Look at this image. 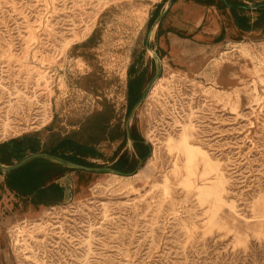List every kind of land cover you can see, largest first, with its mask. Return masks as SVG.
Here are the masks:
<instances>
[{
  "label": "rangeland",
  "instance_id": "obj_1",
  "mask_svg": "<svg viewBox=\"0 0 264 264\" xmlns=\"http://www.w3.org/2000/svg\"><path fill=\"white\" fill-rule=\"evenodd\" d=\"M164 1L0 0V143L42 134L93 159L98 146L86 141L101 139L106 114L120 129L129 119L149 153L130 176H92L80 200L40 212L16 196L6 228L15 264L17 233L36 222L45 264H264V14H249L260 31L222 33L189 70L148 57L150 16ZM189 124L225 180L222 203L200 195L215 170L202 177L199 167L190 185L172 175L167 139Z\"/></svg>",
  "mask_w": 264,
  "mask_h": 264
},
{
  "label": "crops",
  "instance_id": "obj_2",
  "mask_svg": "<svg viewBox=\"0 0 264 264\" xmlns=\"http://www.w3.org/2000/svg\"><path fill=\"white\" fill-rule=\"evenodd\" d=\"M219 3L224 6L220 7ZM254 10L261 17L264 5L256 9L236 5L232 0H165L152 9L150 33L145 40L148 57L156 65L173 63L194 69L206 62L209 49L222 33L233 37L260 31L257 27L260 18L249 17ZM135 106L131 107L129 116ZM99 117L95 131L101 139L86 141L98 146L93 159L86 153L70 151L63 138L56 146L42 134L0 143V264H15L8 248L6 228L17 216L16 196L30 198L42 212L73 197L85 198L87 180L92 176H130L147 160V145L135 136L129 119L120 129L117 123L108 121L106 114ZM123 143L125 151L116 154ZM134 160L139 161L137 167H133ZM28 176L31 178L29 189L23 185ZM37 213L36 208L30 209L29 214Z\"/></svg>",
  "mask_w": 264,
  "mask_h": 264
},
{
  "label": "bare ground",
  "instance_id": "obj_3",
  "mask_svg": "<svg viewBox=\"0 0 264 264\" xmlns=\"http://www.w3.org/2000/svg\"><path fill=\"white\" fill-rule=\"evenodd\" d=\"M87 31V29H86ZM88 33V32H84ZM197 65V64H196ZM231 71V70H230ZM240 74V73H239ZM225 78V76H224ZM242 78V77H241ZM227 80V79H226ZM229 86V85H228ZM245 104V102H244ZM34 120V119H33ZM193 128L191 124L181 126V132L178 135V139H167V147L170 152H175V161L173 164L172 175L177 179H182L184 184L190 185V176L197 175L195 170H198L199 167H203V176L208 177L212 171H216L215 181L206 183L205 186L200 189V195L204 200H215L216 202L222 203L223 197L222 192L224 191L225 180L222 177V173L218 169V165H214L211 159L208 157L207 153L199 146L196 145V142H192V132ZM153 155H156L155 152ZM186 173L182 175V171ZM141 173V172H140ZM139 173V174H140ZM137 174V175H139ZM116 178H122L119 176H114ZM201 177V178H202ZM167 181V179H166ZM221 190V192L219 191ZM51 213V212H49ZM25 222V221H24ZM45 222H36L32 224L24 223V227H29L33 230L29 234H25V231H20L17 235L22 239H17L14 245L17 247L18 252L20 250L21 260L20 264H45L44 261H41L38 257L39 253L36 249H33V243H42L38 242L39 240L35 239L37 227L42 229ZM27 224V225H26ZM54 226V225H51ZM28 237V238H24ZM32 240V242H29Z\"/></svg>",
  "mask_w": 264,
  "mask_h": 264
},
{
  "label": "trees",
  "instance_id": "obj_4",
  "mask_svg": "<svg viewBox=\"0 0 264 264\" xmlns=\"http://www.w3.org/2000/svg\"><path fill=\"white\" fill-rule=\"evenodd\" d=\"M140 100V99H139Z\"/></svg>",
  "mask_w": 264,
  "mask_h": 264
}]
</instances>
